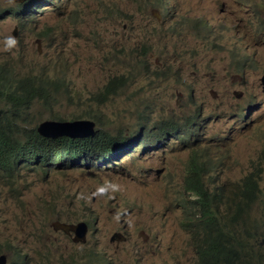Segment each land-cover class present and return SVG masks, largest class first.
Masks as SVG:
<instances>
[{
  "label": "clouds",
  "instance_id": "9594fccd",
  "mask_svg": "<svg viewBox=\"0 0 264 264\" xmlns=\"http://www.w3.org/2000/svg\"><path fill=\"white\" fill-rule=\"evenodd\" d=\"M68 1L15 0L13 7L0 9V20L28 21ZM165 1L160 0L164 13ZM49 30L46 27L41 34ZM187 36L173 44L175 48L186 42L181 48L185 67L194 69L198 59L208 56L206 51L211 56L225 46L221 39L205 44ZM14 43L9 39V45ZM235 43L230 40L226 45ZM141 48L147 54V48ZM121 50H126L124 44ZM168 71L164 69V76ZM234 75L232 80H241L243 90L222 102V113L211 111L209 105L227 90L217 84L222 79L219 71L199 80L214 92L193 104L183 121L179 117L148 124L154 106L149 100L142 104L132 126L116 106L115 111L107 105L127 87L126 76L109 78L96 96L84 98L63 79L51 82L40 73L20 80L15 66L0 63V173L14 182L23 177L29 182H56L54 193L42 201L49 204V216L44 214L48 229L57 234L50 241L42 240L35 218L29 246L0 241V264H182L178 257L181 228L190 235L194 264H235L243 253L264 264V65L257 60ZM115 77L125 80L116 82L115 93L107 94ZM37 87L44 91L34 92ZM35 100L51 112H36L32 108ZM215 120H222L224 131L213 137L214 143L237 142L254 132L263 141L256 159L238 177L231 176L228 156L209 154L206 141L211 134L205 130ZM173 143L180 144L178 150L189 152L183 181L188 195L186 222L181 227L161 208L165 187L176 184L172 167L155 175L161 171L162 160L173 157L155 154L173 148ZM239 214L241 219H237ZM25 217L32 216L25 214L17 221L22 223L23 218L24 223ZM223 232L235 236L241 248L229 259L213 258L211 251L220 245Z\"/></svg>",
  "mask_w": 264,
  "mask_h": 264
},
{
  "label": "rangeland",
  "instance_id": "374dc122",
  "mask_svg": "<svg viewBox=\"0 0 264 264\" xmlns=\"http://www.w3.org/2000/svg\"><path fill=\"white\" fill-rule=\"evenodd\" d=\"M14 3L15 0H0V9L6 5L13 7ZM169 4L171 12L166 13ZM164 8L165 13L160 0H69L56 10L28 21L1 19L0 63L15 66L21 74L20 80L40 73L42 79L50 78L51 82L63 79L77 95L84 94V98L96 96L109 78L126 76L127 87L107 105L114 109L116 106L124 119L132 121V126L139 118L142 104L149 100L154 101V106L148 124L179 117L183 121L193 104L198 105L214 92L199 80L221 71L222 79L217 84L227 90L221 93L222 98L209 105L211 111L222 113V102L228 101L232 93L243 90L241 80L236 82L231 77L242 74L257 60L264 65L261 41L264 0H166ZM46 27L50 29L48 33L41 34ZM183 35L205 44L221 39L225 46L211 56L206 51L208 56L198 59L194 69L191 62L185 67V53L181 48L186 42L175 48L173 45ZM9 39L15 43L9 45ZM230 40L237 43L226 45ZM144 46L147 54L141 48ZM165 68L169 70L166 76ZM164 101H167L165 105ZM218 103L221 107L217 109ZM32 108L46 115L51 112L38 100ZM205 131L211 134L206 141L209 154L228 156L233 177L250 166L263 145L255 132L237 142L214 143L213 137L223 134L222 120H215ZM179 146L173 143V148L155 154L173 156L162 160L158 166L161 171L155 175H160L169 165L172 167L176 184L165 187L166 200L161 208L170 212L174 223L181 227L186 222L184 201L188 195L183 190V181L189 152L178 150ZM55 185L54 181L29 182L24 177L14 182L0 173V241L8 239L29 246L30 227L35 218L39 221L42 240L50 241L57 236L48 229L44 214L49 216V204L42 201L54 193ZM50 205L55 207L57 203ZM25 214L32 217H25L24 223L22 218L21 222L26 225L22 226L17 219ZM181 229L178 257L182 264H194L196 255L190 235Z\"/></svg>",
  "mask_w": 264,
  "mask_h": 264
},
{
  "label": "trees",
  "instance_id": "16d2710c",
  "mask_svg": "<svg viewBox=\"0 0 264 264\" xmlns=\"http://www.w3.org/2000/svg\"><path fill=\"white\" fill-rule=\"evenodd\" d=\"M125 80L124 77H119V78H113L110 80V84L107 90V94H110L115 90V84L117 83H122ZM34 92H39V91H44L42 87H37L33 89ZM115 93V92H113ZM242 215L239 214L237 216V219H241ZM236 220V219H235ZM227 225V224H225ZM241 248L240 243L238 242L237 238L235 236L230 235L229 233L223 232L221 243L217 248H214L211 251V255L213 258H217L218 256H223L227 259L231 258L234 255L238 254V249ZM211 249V246L207 249L206 253L209 252ZM258 261H256L254 258L251 257V255H246L243 253L242 260L239 262H236L235 264H257Z\"/></svg>",
  "mask_w": 264,
  "mask_h": 264
}]
</instances>
